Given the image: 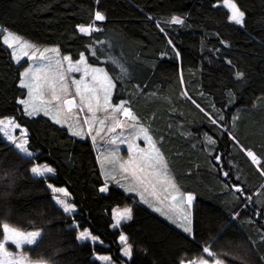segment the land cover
<instances>
[{
    "label": "trees",
    "instance_id": "obj_1",
    "mask_svg": "<svg viewBox=\"0 0 264 264\" xmlns=\"http://www.w3.org/2000/svg\"><path fill=\"white\" fill-rule=\"evenodd\" d=\"M223 1L0 0V28L29 43L59 48L73 61L83 52L89 64L114 77L113 66L104 63L106 54L120 59L131 77L117 83L113 104L129 101L127 106L151 126L154 138L163 137L158 147L177 185L195 196L192 240L135 196L116 187L101 193L105 182L93 145L49 118L23 113L17 101L27 98V90L19 87L24 64L15 63L0 35V118L14 117L28 129V148L34 153L23 157L0 134V220L43 232L36 246L24 249L33 261L105 264L97 257L111 256L113 264H178L183 257L208 258L202 249L211 244L225 264H262L264 176L240 145L264 156V0H235L246 14L243 27L218 6ZM97 10L106 16L96 22L103 31L91 37L81 34L78 25L91 23ZM174 15L185 24L164 23ZM90 47L97 48L99 59L91 56ZM237 71L244 73L243 80L236 79ZM193 100L214 119L216 110L225 119L211 124ZM206 136L216 140L212 152ZM35 164L53 167L55 175L35 177L30 172ZM49 183L68 189L75 214L69 216L55 204ZM233 186L243 188V194ZM124 207L132 208L133 219L117 229L114 211ZM83 230L101 243L77 240ZM122 233L134 246L131 260L122 255Z\"/></svg>",
    "mask_w": 264,
    "mask_h": 264
},
{
    "label": "snow or ice",
    "instance_id": "obj_2",
    "mask_svg": "<svg viewBox=\"0 0 264 264\" xmlns=\"http://www.w3.org/2000/svg\"><path fill=\"white\" fill-rule=\"evenodd\" d=\"M225 4L231 13L230 21L243 27L246 23L245 12L235 3V0H225ZM105 20L106 16L97 10L94 13V20L87 25H78V30L81 34L91 37L94 32L103 31L96 22ZM164 23L183 26L185 19L174 15ZM156 26L160 28L161 32L165 31L163 27H160L159 21ZM0 34L3 35V44L12 49V56L17 64L25 56H28L30 60L37 61L36 64L25 68L21 73L19 87L27 89V98L19 99L17 103L23 106V113L33 118L43 113L55 124L61 127L67 126L73 137L87 139L91 136L94 146L97 143V137H102V134L107 132V143L116 145V147L108 150L107 155L101 153V156L98 157L101 171L105 176V184L99 191L107 193L109 191L107 181H114L125 191L138 195L141 202L147 204L153 211L160 213L171 223L181 228L184 233H187L192 240H195L191 212L195 196L192 193L182 192L177 185L169 164L161 148L158 147L163 143V137L154 138L151 134V126L143 124L132 108L127 106L129 101L120 99L118 104L112 102V95L117 83L123 84L126 79L131 77L130 70L121 63L120 59L111 53L106 54L104 63H110L113 66V72L117 73L114 77L106 68L94 67L89 64L88 58L83 52L79 54L76 61H73L70 55L61 57L59 48L41 50L35 44L23 41L22 37L6 28H0ZM96 42L97 40L94 39L90 41V44L94 45ZM99 42L104 43V41ZM168 43L172 44V41L169 40ZM173 48H175L174 45ZM89 51L92 57L99 59L96 47H90ZM49 53L53 55H49ZM101 55H105V53L101 51ZM176 55L179 56L178 51ZM65 61L67 62L66 67L64 66ZM228 63L231 64V61ZM69 72L82 73V78L70 79ZM235 76L238 80L244 79L243 72L237 71ZM183 95L187 96V93L184 92ZM229 95L232 97L230 103L234 102L233 94L229 93ZM192 103L208 116L213 125H219V122L225 119L220 110H216L218 115L214 119L194 100ZM80 113H85V115L81 117ZM121 115L123 119H120ZM232 119L235 123L239 119V115L233 116ZM83 124L87 125L86 131ZM17 129H20L19 136L16 135ZM117 129H131V131L127 136H124L122 132H117ZM224 132L228 133L236 145H240V141L236 136L231 135L228 129H224ZM113 133L116 135H112ZM0 134L7 142L14 145L23 157L32 158L34 156V153L28 148V129L22 128L14 117L0 118ZM140 139L147 143L146 149L136 143ZM205 139L209 145L216 144V140L210 136H206ZM118 141L128 144V151L131 155L126 161L121 160L119 156ZM240 147L251 163L257 166L260 175L264 176V156L258 155L252 149L244 148L242 145ZM214 158L220 159L219 156ZM106 165L108 166L106 167ZM30 172L36 177L47 179L49 174L55 175L56 170L46 164H35L30 168ZM223 175L228 177L229 174L224 172ZM236 179L239 180L240 177L237 176ZM122 180L128 181L127 185L122 183ZM225 186L227 187V185ZM47 187L51 190L55 204L64 213L72 216L77 211L76 205L70 202L71 193L66 187H57L51 183L47 184ZM233 187L236 192L243 194V188ZM255 195L259 196L260 193L257 192ZM246 200L251 202L252 196H247ZM257 216L259 217V213ZM114 219L116 223L113 227H117L121 222L131 221L133 219L132 208L117 211L114 213ZM76 227L79 228V225ZM41 235V230L24 231L7 220H0V264H47V261L44 260L33 261L24 251L25 245L37 244ZM77 240L95 242L99 240V237L93 235L89 230H83L78 232ZM119 241L123 245V256L131 260L134 246L130 243L129 237L122 233L119 236ZM262 242H264V236H262ZM9 245L14 246L16 251L11 250ZM202 252L211 259L205 258L203 255H198L193 259L183 257L178 261V264H225V261L219 258V254L213 251L211 244L204 246ZM98 259L104 261L105 264H113L111 256H99ZM234 259H240V257H234ZM260 260L264 264V256H261Z\"/></svg>",
    "mask_w": 264,
    "mask_h": 264
},
{
    "label": "rangeland",
    "instance_id": "obj_3",
    "mask_svg": "<svg viewBox=\"0 0 264 264\" xmlns=\"http://www.w3.org/2000/svg\"><path fill=\"white\" fill-rule=\"evenodd\" d=\"M218 6H220V7H222V8H224V9H226L227 11H228V13H229V16H230V10H229V8L226 6V4H225V1H223L222 3H220ZM240 26V25H239ZM242 27V26H241ZM1 35V37H2V40H3V35L2 34H0ZM23 41H25V40H23ZM25 42H27V41H25ZM5 45V44H4ZM6 46V45H5ZM7 47V46H6ZM37 48H39V49H41V50H43V49H45V48H51V47H39V46H36ZM8 48V47H7ZM10 49V48H9ZM11 50V52H12V49H10ZM49 55H53L52 53H49ZM63 55L61 54V57H62ZM15 61V60H14ZM15 63H16V61H15ZM37 63V61H33V60H30L29 58H28V56H25L23 59H21V61H20V63L18 64V65H21V64H24V69L25 68H27V67H29V66H32V65H34V64H36ZM17 64V63H16ZM64 66L66 67L67 66V62L65 61L64 62ZM24 71V70H23ZM68 76H69V78L70 79H81L82 78V73H79V72H69L68 73ZM22 78V77H21ZM25 90H27V89H25ZM73 91H74V86H73ZM114 93V92H113ZM112 98H113V95H112ZM85 115V113H80V116L81 117H83ZM39 116H43V117H46V116H44L43 115V113H41ZM46 118H48V117H46ZM120 119H123V117H122V115L120 116ZM53 122V121H52ZM110 123V122H109ZM60 126V125H59ZM83 127H84V129H85V131L87 130V125L86 124H83ZM64 128H66V129H68L67 128V126H65ZM131 131V129H117V132H122L123 133V135L124 136H127L128 134H129V132ZM21 133H20V129H17V131H16V135L17 136H19ZM112 135H116L115 133H113ZM78 139H81L80 137H77ZM107 138H108V136H107V132H105L104 134H102V137H97V143H96V145L94 146L93 144H92V140H91V136H89L87 139H83V140H88L92 145H93V147H94V150H95V152H96V154H97V157H100L101 156V153H104L105 155H107L108 154V150H110V149H113V148H115L116 147V145H111V144H108L107 143ZM206 142V141H205ZM10 143V142H9ZM136 143L141 147V148H147L148 147V145H147V143L143 140V139H140V140H137L136 141ZM11 144V143H10ZM118 144H119V156H120V158H121V160H123V161H126L128 158H129V156L131 155V153L128 151V144L127 143H120L119 141H118ZM206 144L209 146V148H212V146L211 145H209L207 142H206ZM12 145V144H11ZM12 146H14V145H12ZM212 150H213V148L211 149V152H212ZM102 158V157H101ZM98 162H99V160H98ZM99 165H100V162H99ZM108 165H106V167H107ZM100 169H101V165H100ZM101 173H102V171H101ZM49 176H53V175H51V174H49ZM102 176H103V179H104V182H105V176L103 175V173H102ZM36 177V176H35ZM107 183H108V186H109V189L110 188H112V187H116V188H119V189H121L122 191H124L126 194H128V195H132V196H135L138 200H139V202H141L140 201V198H139V196L138 195H136L135 193H132V192H127V191H125V189L124 188H122V187H119L114 181H111V180H108L107 181ZM122 183H124V184H126L127 185V183H128V181H126V180H122ZM147 195V194H146ZM149 199H151V197H149ZM144 206H146L147 208H149L151 211H153V209L152 208H150L147 204H144L143 202H141ZM193 205H194V201H193V203H192V206H191V212L193 213ZM125 208H130V207H124V208H117V209H115V211H114V213H116L117 211H123V209H125ZM153 212H155V211H153ZM76 213V212H75ZM74 213V214H75ZM156 214H158L159 216H161L163 219H165L166 221H168L170 224H172L173 226H175V227H177V225H175V224H173V223H171L169 220H167L164 216H162L160 213H158V212H155ZM192 217H193V214H192ZM127 222H129V221H127ZM127 222H121V224L120 225H118L117 227H115V228H117V229H119L123 224H125V223H127ZM114 223H116V221H115V219H114ZM179 230H181V231H183L181 228H179V227H177ZM42 232V231H41ZM187 234V233H186ZM42 236H43V232H42V235H41V238H42ZM40 238V239H41ZM40 239H38V241H37V244H38V242L40 241ZM90 242H92V241H90ZM93 244H100L101 242H100V240H97V241H95V242H92ZM37 244H35V245H25V247H24V249L26 248V247H34V246H36ZM9 247L11 248V250H13V251H16V249H15V247L14 246H12V245H9ZM123 255V254H122ZM124 257V256H123ZM98 258V257H97ZM124 258H126L127 259V257H124ZM209 259V258H208ZM102 261V260H101Z\"/></svg>",
    "mask_w": 264,
    "mask_h": 264
},
{
    "label": "crops",
    "instance_id": "obj_4",
    "mask_svg": "<svg viewBox=\"0 0 264 264\" xmlns=\"http://www.w3.org/2000/svg\"><path fill=\"white\" fill-rule=\"evenodd\" d=\"M188 235V234H187Z\"/></svg>",
    "mask_w": 264,
    "mask_h": 264
}]
</instances>
